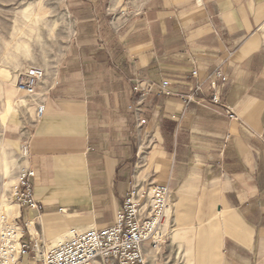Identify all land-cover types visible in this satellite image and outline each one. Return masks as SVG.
Here are the masks:
<instances>
[{
	"label": "crops",
	"instance_id": "obj_1",
	"mask_svg": "<svg viewBox=\"0 0 264 264\" xmlns=\"http://www.w3.org/2000/svg\"><path fill=\"white\" fill-rule=\"evenodd\" d=\"M60 3L71 34L38 87L44 114L7 125L12 146L29 140L41 208H18L20 221L56 241L112 222L131 184L153 181L172 190L165 247L178 264H264V0ZM217 68L240 121L178 96L198 82L209 90ZM163 80L171 94L134 89Z\"/></svg>",
	"mask_w": 264,
	"mask_h": 264
},
{
	"label": "built area",
	"instance_id": "obj_2",
	"mask_svg": "<svg viewBox=\"0 0 264 264\" xmlns=\"http://www.w3.org/2000/svg\"><path fill=\"white\" fill-rule=\"evenodd\" d=\"M197 77V70L191 71ZM46 70L41 65H27L13 74L18 93L31 98L34 106V120H39L45 111L44 100L38 95ZM228 79L221 69L212 71L203 82L190 86L187 92L178 93L185 106L199 104L208 110L225 115L230 120L240 121L231 106L221 100L219 86ZM140 95L155 93L168 95L173 91L169 81L163 80L157 86L144 88L136 86ZM137 111V106H129ZM145 122L140 118L139 124ZM19 160L25 161L17 176L10 200L17 208L40 210L33 193L34 169L27 164L30 154L29 140L24 137L19 147ZM122 208L112 222L89 227L85 230L71 228L56 241L46 239L34 220L20 221L17 214L10 219L0 205V264H148L145 245L158 249L172 234L174 218L167 210L172 207V190L166 184L153 181H134L124 199ZM33 224L35 231L30 225Z\"/></svg>",
	"mask_w": 264,
	"mask_h": 264
},
{
	"label": "rangeland",
	"instance_id": "obj_3",
	"mask_svg": "<svg viewBox=\"0 0 264 264\" xmlns=\"http://www.w3.org/2000/svg\"><path fill=\"white\" fill-rule=\"evenodd\" d=\"M60 2L0 0V205L9 217L18 214L15 201H9V190L25 163L19 160L22 140L12 146L7 125L24 121L28 115L34 119L33 101L16 91L13 74L27 65H41L46 70L44 80L53 78L72 27L71 16ZM9 85L17 92L13 98ZM168 239L152 249V256L157 251L162 264H178L174 249L165 247Z\"/></svg>",
	"mask_w": 264,
	"mask_h": 264
},
{
	"label": "bare ground",
	"instance_id": "obj_4",
	"mask_svg": "<svg viewBox=\"0 0 264 264\" xmlns=\"http://www.w3.org/2000/svg\"><path fill=\"white\" fill-rule=\"evenodd\" d=\"M38 96V95H37ZM33 104H31V107H33V111H34V106H32ZM34 117H35V113H34ZM23 162H24V160H22V164H23ZM16 181H17V179H16ZM16 183V182H15ZM15 183L12 185V188H11V190H9V194H10V196H11V192H12V190H13V187H14V185H15ZM10 196H9V201H11L10 200ZM14 216H16V215H14ZM14 216H12V217H9L10 219H13V217Z\"/></svg>",
	"mask_w": 264,
	"mask_h": 264
}]
</instances>
